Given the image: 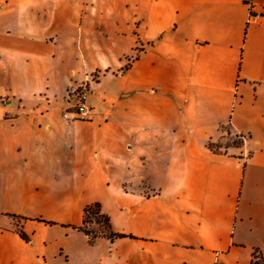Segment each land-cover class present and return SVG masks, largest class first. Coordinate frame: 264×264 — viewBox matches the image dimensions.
I'll return each mask as SVG.
<instances>
[{
    "label": "crops",
    "instance_id": "obj_1",
    "mask_svg": "<svg viewBox=\"0 0 264 264\" xmlns=\"http://www.w3.org/2000/svg\"><path fill=\"white\" fill-rule=\"evenodd\" d=\"M85 82L93 118L67 121ZM228 124L244 144L214 152ZM94 203L125 237L73 228ZM255 250L264 0H0V264H252Z\"/></svg>",
    "mask_w": 264,
    "mask_h": 264
},
{
    "label": "trees",
    "instance_id": "obj_2",
    "mask_svg": "<svg viewBox=\"0 0 264 264\" xmlns=\"http://www.w3.org/2000/svg\"><path fill=\"white\" fill-rule=\"evenodd\" d=\"M221 129L223 131H225L227 135H232L231 124H228L227 126H222ZM235 136L242 137L239 135H235ZM243 144H244V142L240 146H237V147H241ZM208 146L214 152H217V153H223L224 152L221 149L222 146L215 149L213 147V141H209ZM13 218L17 219L18 217L13 216ZM39 221H41L47 225H55V223L49 222L46 220H39ZM89 223L98 224L102 229L101 234L100 235H93L92 231L87 228V225ZM73 228L78 229L79 231H81V232L85 233L87 236H89L91 243L95 242V240L101 236L108 237L109 239H112V240L116 239V238L125 237V235L117 234V233H114L112 231L110 218H109V216H107L106 214H104L102 212V208H101V205L99 203H94V204L88 205L84 210L83 224L80 227H73ZM18 233L23 240H25L27 242H31L30 238L25 234V232L22 229H19ZM258 264H264V259H262L261 262H259Z\"/></svg>",
    "mask_w": 264,
    "mask_h": 264
},
{
    "label": "built area",
    "instance_id": "obj_3",
    "mask_svg": "<svg viewBox=\"0 0 264 264\" xmlns=\"http://www.w3.org/2000/svg\"><path fill=\"white\" fill-rule=\"evenodd\" d=\"M250 14L249 20L260 17L259 14L253 12V6L249 3ZM90 95V86L87 82L80 84L76 89L69 91L67 100L70 107L64 112L63 118L67 121H90L93 118L94 110L88 104ZM264 259L263 250H255L252 256V264H258Z\"/></svg>",
    "mask_w": 264,
    "mask_h": 264
},
{
    "label": "rangeland",
    "instance_id": "obj_4",
    "mask_svg": "<svg viewBox=\"0 0 264 264\" xmlns=\"http://www.w3.org/2000/svg\"><path fill=\"white\" fill-rule=\"evenodd\" d=\"M141 49H142V46L139 43V45L137 47V51L131 57L126 58L124 69H127L131 65V63L139 57V55L141 53ZM94 60L96 63H106V64H108V63L115 64V62H116V59L113 56L97 55L94 58ZM81 64L83 65V60H81ZM81 69L82 70H89V68L84 67V66H82ZM98 77H99V74H95V76L93 77V80H97ZM244 141L245 140L243 137H238L235 135H227L226 132L221 129L220 134H219V139L213 141V147L215 149H217V148L222 146V148H221L222 151L227 153V152H230L231 149H233L237 146H240ZM15 220H17L19 222V224L22 221L20 218H17ZM87 228L92 231L93 235H100L101 231H102L101 227L96 223H89L87 225ZM19 229H21L20 225H19Z\"/></svg>",
    "mask_w": 264,
    "mask_h": 264
}]
</instances>
